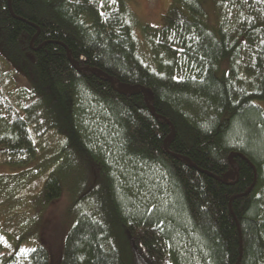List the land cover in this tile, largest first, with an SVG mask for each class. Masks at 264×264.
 Wrapping results in <instances>:
<instances>
[{"label":"trees","instance_id":"obj_1","mask_svg":"<svg viewBox=\"0 0 264 264\" xmlns=\"http://www.w3.org/2000/svg\"><path fill=\"white\" fill-rule=\"evenodd\" d=\"M206 1L172 0L156 29L127 0H0L20 95L0 90V158L59 139L60 264H264V0H211L212 24ZM63 188L49 176L44 203ZM24 243L0 228V264H49Z\"/></svg>","mask_w":264,"mask_h":264},{"label":"rangeland","instance_id":"obj_2","mask_svg":"<svg viewBox=\"0 0 264 264\" xmlns=\"http://www.w3.org/2000/svg\"><path fill=\"white\" fill-rule=\"evenodd\" d=\"M129 9L140 23L152 28H161L172 0H127ZM208 22H214L211 0L205 2ZM138 33V32H137ZM140 37V36H139ZM13 73L0 60V90L17 108L20 95L15 92ZM15 80V81H14ZM19 87V86H18ZM12 99V100H11ZM264 109V103H257ZM35 139L37 160L26 165L10 167L0 158V228L12 238L30 241L43 246L48 252L49 264H60L64 238L74 217L69 214L72 203L71 185L74 173H63L64 158H59V139L54 134H45ZM61 180L64 187L61 197L53 204H45L42 189L49 176Z\"/></svg>","mask_w":264,"mask_h":264}]
</instances>
